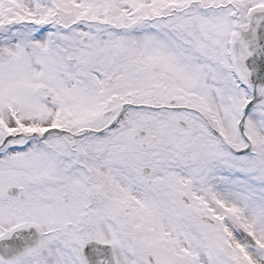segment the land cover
<instances>
[{"label":"snow or ice","instance_id":"1","mask_svg":"<svg viewBox=\"0 0 264 264\" xmlns=\"http://www.w3.org/2000/svg\"><path fill=\"white\" fill-rule=\"evenodd\" d=\"M0 264H264V0H0Z\"/></svg>","mask_w":264,"mask_h":264}]
</instances>
